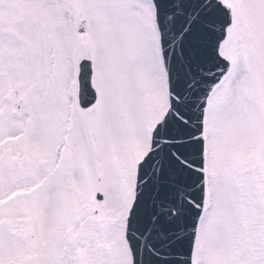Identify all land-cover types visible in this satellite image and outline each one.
I'll list each match as a JSON object with an SVG mask.
<instances>
[{
    "label": "snow or ice",
    "instance_id": "6c2138e0",
    "mask_svg": "<svg viewBox=\"0 0 264 264\" xmlns=\"http://www.w3.org/2000/svg\"><path fill=\"white\" fill-rule=\"evenodd\" d=\"M0 264H264V0H0Z\"/></svg>",
    "mask_w": 264,
    "mask_h": 264
}]
</instances>
